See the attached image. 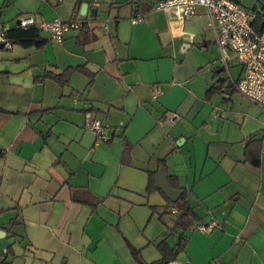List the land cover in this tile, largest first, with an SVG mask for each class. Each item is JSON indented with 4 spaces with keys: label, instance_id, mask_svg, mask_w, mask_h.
Instances as JSON below:
<instances>
[{
    "label": "crops",
    "instance_id": "obj_1",
    "mask_svg": "<svg viewBox=\"0 0 264 264\" xmlns=\"http://www.w3.org/2000/svg\"><path fill=\"white\" fill-rule=\"evenodd\" d=\"M157 1L0 0V24L25 13L86 21L60 41L39 29L41 46L0 47V258L9 264H137L129 244L158 258L155 242L179 232L149 208L165 203L145 190L158 167L186 189L200 222L215 223L184 229L174 259L264 264V139L258 162L244 159L245 141L264 133V109L235 89L240 64L217 45L205 8L169 20ZM77 64L91 82L78 70L63 86L36 78ZM89 114L105 140L86 127Z\"/></svg>",
    "mask_w": 264,
    "mask_h": 264
},
{
    "label": "built area",
    "instance_id": "obj_2",
    "mask_svg": "<svg viewBox=\"0 0 264 264\" xmlns=\"http://www.w3.org/2000/svg\"><path fill=\"white\" fill-rule=\"evenodd\" d=\"M197 6H203L207 12L209 24L214 30L215 41L221 49L229 48L240 64L241 72L234 82L235 89L264 109V10L242 6L235 0H159L155 7L161 9L167 19L181 21L194 14ZM134 15L132 19H138ZM21 26L33 23L39 29L47 31L50 39L60 41L69 30H76L82 25L80 18L36 20L32 14L25 13L17 17ZM8 25L0 24V43L4 48L11 44L4 38L3 31ZM226 59V55H222ZM168 119L176 117L169 113ZM86 127L96 139L105 140V125L92 114L88 115ZM264 149V148H263ZM194 228L206 232L215 226L214 221L194 223ZM5 250L3 246L1 248ZM165 264H184L170 259Z\"/></svg>",
    "mask_w": 264,
    "mask_h": 264
},
{
    "label": "trees",
    "instance_id": "obj_3",
    "mask_svg": "<svg viewBox=\"0 0 264 264\" xmlns=\"http://www.w3.org/2000/svg\"><path fill=\"white\" fill-rule=\"evenodd\" d=\"M82 25L79 27V30L84 29V24L86 21L82 19ZM39 28L33 24H27L26 26H21L15 21L8 25L3 31L4 38L10 44H19L21 46H41L46 42V39L40 35ZM1 47H3L1 45ZM78 70L85 73L89 77V81L92 80L93 72L88 70L83 64H77L74 66H66L59 71H53L50 69H45L43 72L38 75L36 78L42 80L44 78H50L59 86H63L67 83L70 74ZM211 90V87L207 88V93ZM122 136V155L121 158L124 159L125 154L128 151L129 143L125 139L124 135ZM264 139V133L259 138H248L245 141L244 146V159L248 160L250 163L256 164L258 162L259 154V145L260 141ZM160 164V163H158ZM155 169H147V180L145 184L146 192L151 190H158L165 198V203L161 205H149L151 213H156L157 216L164 221L163 216L168 214L172 215L171 225L167 224V228L172 231L174 228L179 229L175 242L168 244L165 239H159L155 242V246L158 249L159 257L151 261H145L140 257L139 249L129 244V249L131 254L136 259L137 264H165L168 260L173 259L176 254L183 249L185 244V237L182 233L187 227H191L194 223H200L201 219L195 213L193 207L187 202L186 199V189L178 185H172L173 188L179 189L180 192L174 200L169 199L157 186L155 183ZM167 180L169 181V176L167 175ZM171 208H174L171 211ZM171 218V217H170ZM13 220V219H12ZM11 220V221H12ZM165 222V221H164ZM7 249V245L4 246ZM0 264H9L8 260L0 258Z\"/></svg>",
    "mask_w": 264,
    "mask_h": 264
},
{
    "label": "water",
    "instance_id": "obj_4",
    "mask_svg": "<svg viewBox=\"0 0 264 264\" xmlns=\"http://www.w3.org/2000/svg\"><path fill=\"white\" fill-rule=\"evenodd\" d=\"M85 7V4L81 5V8ZM81 14H84V10L80 11ZM88 14L90 16H94L95 15V8L94 7H90L88 10ZM260 24H264V19L260 22ZM0 47H1V43H0ZM230 81H227L226 85L229 84ZM0 110L1 111H7L6 109H4L3 107L0 106ZM155 183L156 186L171 200H174L177 195L179 194L180 190L173 188L170 186V184L168 183V180L166 178V174L164 173V170L162 169V167H158L157 171H156V175H155ZM7 244V240L3 238L2 234L0 235V249Z\"/></svg>",
    "mask_w": 264,
    "mask_h": 264
},
{
    "label": "rangeland",
    "instance_id": "obj_5",
    "mask_svg": "<svg viewBox=\"0 0 264 264\" xmlns=\"http://www.w3.org/2000/svg\"><path fill=\"white\" fill-rule=\"evenodd\" d=\"M237 1L240 2L242 6H245L248 8L253 7L255 10H264V0H237ZM166 218H169L171 220L173 216L170 214H168L166 217L163 216V219H166Z\"/></svg>",
    "mask_w": 264,
    "mask_h": 264
}]
</instances>
